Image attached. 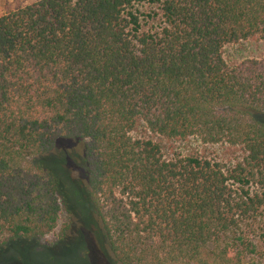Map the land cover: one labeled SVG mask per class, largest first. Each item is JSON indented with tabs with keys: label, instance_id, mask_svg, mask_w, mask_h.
Wrapping results in <instances>:
<instances>
[{
	"label": "trees",
	"instance_id": "16d2710c",
	"mask_svg": "<svg viewBox=\"0 0 264 264\" xmlns=\"http://www.w3.org/2000/svg\"><path fill=\"white\" fill-rule=\"evenodd\" d=\"M244 43L254 56L225 59ZM67 139L82 143L77 204L116 264H264V0L1 15L0 251L56 230L69 198L51 154Z\"/></svg>",
	"mask_w": 264,
	"mask_h": 264
},
{
	"label": "rangeland",
	"instance_id": "374dc122",
	"mask_svg": "<svg viewBox=\"0 0 264 264\" xmlns=\"http://www.w3.org/2000/svg\"><path fill=\"white\" fill-rule=\"evenodd\" d=\"M38 0H0V16ZM258 49L250 44L229 46L223 56L232 63L252 57ZM169 151L198 148L196 141L167 142ZM183 149V150H181ZM167 152V151H165ZM168 153V152H167ZM82 143L74 139L59 140L51 154L63 159L59 174L68 192L69 202L63 207L56 230L38 242H16L0 251V264H116L109 254L106 240L83 193L85 178L79 157Z\"/></svg>",
	"mask_w": 264,
	"mask_h": 264
}]
</instances>
